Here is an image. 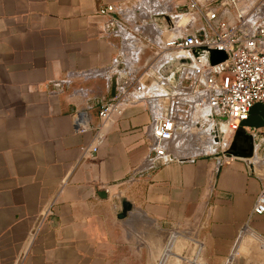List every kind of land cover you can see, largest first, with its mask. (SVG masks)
<instances>
[{
	"label": "crops",
	"instance_id": "crops-1",
	"mask_svg": "<svg viewBox=\"0 0 264 264\" xmlns=\"http://www.w3.org/2000/svg\"><path fill=\"white\" fill-rule=\"evenodd\" d=\"M193 1L200 8L183 12L158 44L162 0H0V264H183L189 256L234 264L264 255V213L253 212L264 152L263 160L227 156L215 140L217 150L203 152L210 145L195 94L185 91L180 104L190 107L179 112L174 159L147 160L148 125L170 98L147 73L172 58L170 37L211 31L201 7L232 24L238 12L264 24V0H167L164 13ZM114 74L146 90L83 159ZM122 198L134 207L125 217Z\"/></svg>",
	"mask_w": 264,
	"mask_h": 264
},
{
	"label": "built area",
	"instance_id": "built-area-1",
	"mask_svg": "<svg viewBox=\"0 0 264 264\" xmlns=\"http://www.w3.org/2000/svg\"><path fill=\"white\" fill-rule=\"evenodd\" d=\"M162 1L164 4L160 13L167 11L165 4L167 0ZM229 1L236 5L239 0ZM187 6L200 8L201 5L193 1ZM113 8L114 5H108L102 11H111ZM176 10L179 11V7ZM178 11L168 14L175 16ZM201 11L209 20L212 19V24L210 23L212 30L209 31L207 26H203L201 29L203 39L197 36V32L184 34L181 41L169 39L172 55L193 54L195 49L206 46L224 50L227 57L217 63H211L210 52L205 49L201 56L196 58L195 65H185L181 68L177 83L172 85L173 92H168L170 98L166 111L162 116L152 119L148 125L147 133L150 143L147 160L152 166L158 158L170 153V144L181 119L179 112H182L183 108L180 109V104H188V101L185 102L187 95L185 91L196 95L195 104L211 107L214 113L227 116L226 122H219L222 125V131L219 132L221 144L223 141L232 140L241 121L249 116L253 104L264 102V24L254 23L242 12L237 13L238 18L232 24L229 20L219 19L218 13L212 9L205 10L201 7ZM163 55L167 56V53L164 52ZM202 61L207 63L201 64ZM156 62H159V66L152 65V67L159 70L166 60ZM126 79L118 82L116 93L102 103L99 109V121L93 127L92 141L81 147L83 159L97 154L107 135L108 123L121 115L130 101L143 96V84L135 85ZM187 79L190 80L189 83H186ZM188 107L183 109V116H187ZM245 127L250 132L264 131V127ZM253 212L264 213V185L256 197Z\"/></svg>",
	"mask_w": 264,
	"mask_h": 264
},
{
	"label": "water",
	"instance_id": "water-1",
	"mask_svg": "<svg viewBox=\"0 0 264 264\" xmlns=\"http://www.w3.org/2000/svg\"><path fill=\"white\" fill-rule=\"evenodd\" d=\"M196 10V6H180L179 13L175 16H170L167 13H163L160 15L161 17V26L164 29V33L162 35V40L158 41V44H163V41L166 40L174 31L177 26V23L182 17L183 12ZM192 21L188 23L185 29L190 27ZM184 36V32L180 31L178 33H174L170 40L181 41ZM197 36L200 39H203V31H197ZM208 50L210 52V62L217 63L219 61L224 60L227 57V54L224 50L216 49V48H207L199 47L194 50L193 54L187 53H179L173 56L169 61L164 63L159 70L150 67L148 70V76L150 79H155L162 86H164L168 92H173L172 85H175L178 80V75L181 68L185 65H195L196 58L201 56L203 50ZM207 62L202 61L201 64H205ZM118 77V74L112 75V89L113 94L116 93V88L118 82H122L125 80L124 77ZM166 78V80L164 79ZM144 90H146V83H143ZM161 103L164 106L166 105L164 99H161ZM195 117L199 122V125H205L206 130L212 132L215 142L220 143V133L222 131V125L219 124L220 121L226 122L228 120L227 116L222 113H214L211 107H201L198 104L195 106ZM245 126H252L255 128L264 127V102H256L252 105L249 116L241 121L239 128L235 131L233 138L230 142L229 147H222V154H226L227 156H243V157H253L254 155H262L264 152V131H255L250 132L246 129ZM220 153V154H221ZM174 159L172 154H167L163 157H160L156 160L155 164L165 163L169 160ZM122 208L119 213V217H125L128 215L129 211L134 207L130 201L125 198L121 199Z\"/></svg>",
	"mask_w": 264,
	"mask_h": 264
},
{
	"label": "rangeland",
	"instance_id": "rangeland-1",
	"mask_svg": "<svg viewBox=\"0 0 264 264\" xmlns=\"http://www.w3.org/2000/svg\"><path fill=\"white\" fill-rule=\"evenodd\" d=\"M148 74V73H147ZM212 135V132H204L203 135V139H204V143L207 144V146L210 145V147H205L203 152L206 151V153H210L213 151H216L217 148H215V142H214V137L212 136L211 138L209 137V135ZM231 141H223L222 142V146L221 147H229ZM210 143V144H209ZM264 143V140L262 142V145ZM174 148V147H173ZM208 150V152H207ZM254 159L256 160H263L262 157H260V155H255ZM246 257H248V259H242L237 258L236 262L234 264H264V255L263 252H261V254H259L258 252H255V256L251 255V253L249 252ZM191 260V261H188ZM183 264H197V261H195V258H191L190 256L187 258V261L184 262Z\"/></svg>",
	"mask_w": 264,
	"mask_h": 264
}]
</instances>
